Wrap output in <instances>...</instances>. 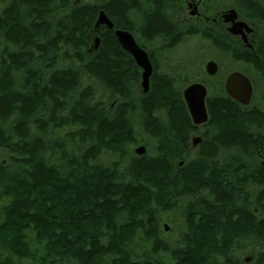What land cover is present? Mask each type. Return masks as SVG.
Returning <instances> with one entry per match:
<instances>
[{
	"label": "trees",
	"instance_id": "1",
	"mask_svg": "<svg viewBox=\"0 0 264 264\" xmlns=\"http://www.w3.org/2000/svg\"><path fill=\"white\" fill-rule=\"evenodd\" d=\"M230 3L251 48L164 0H0V264H264V0ZM100 11L154 50L147 93L113 33L93 48ZM206 77L195 126L182 92Z\"/></svg>",
	"mask_w": 264,
	"mask_h": 264
},
{
	"label": "water",
	"instance_id": "2",
	"mask_svg": "<svg viewBox=\"0 0 264 264\" xmlns=\"http://www.w3.org/2000/svg\"><path fill=\"white\" fill-rule=\"evenodd\" d=\"M236 18L237 15L234 10H230L222 15L223 22L231 24L228 32L231 35H240L243 42H246V37L242 29L246 33H249L251 30L242 22H236ZM102 26L106 27L108 31H114V25L108 20L104 12L100 11L94 24V30ZM114 36L121 50L127 53L133 59L135 65L141 70L140 88L143 94L147 93L149 79L152 74V65L147 53L136 45L133 37L129 33L115 30ZM98 43L99 39L95 38L94 49L98 47ZM217 70V64L213 61H208L204 65V72L207 76H214ZM224 90L229 98L240 105L247 106L250 103L253 92L252 85L250 80L242 73L233 72L229 74L224 81ZM182 97L193 125L201 126L205 124L208 119L205 105L207 97L206 88L200 83L191 84L183 90ZM198 143L199 138H195L192 144L195 146ZM134 152L136 155L141 156L145 153V148L138 146ZM165 231H167V228H165Z\"/></svg>",
	"mask_w": 264,
	"mask_h": 264
},
{
	"label": "rangeland",
	"instance_id": "3",
	"mask_svg": "<svg viewBox=\"0 0 264 264\" xmlns=\"http://www.w3.org/2000/svg\"><path fill=\"white\" fill-rule=\"evenodd\" d=\"M86 1H92L98 3L100 0H73V2L77 4ZM194 1L195 3L198 4V9H197L198 18L197 17L191 18L189 16V13L192 11V9H188L187 7L189 0H165L164 2L168 5V7L170 8L171 12L174 14L176 19H178L180 22H186V23L202 22L208 25L212 24V26L213 25L219 26V24H213L212 21H216V23H221L219 19L220 15L223 14L225 11L231 9V7H234L230 3V0H194ZM96 36H98V32L95 34L94 38ZM202 69H204V65L202 66ZM202 81L205 82H201L200 84H202L205 87L208 78L206 77ZM136 148H134V150ZM0 161L4 165H8V160L5 157V155L2 153H0Z\"/></svg>",
	"mask_w": 264,
	"mask_h": 264
},
{
	"label": "flooded vegetation",
	"instance_id": "4",
	"mask_svg": "<svg viewBox=\"0 0 264 264\" xmlns=\"http://www.w3.org/2000/svg\"><path fill=\"white\" fill-rule=\"evenodd\" d=\"M164 1H165V0H164ZM165 4H166V3H165ZM166 5H167V4H166ZM232 5L235 7L234 4H232ZM167 6H168V5H167ZM187 7H188V9H192V11L189 13V16H190L191 18H193V17H197V18H198V16H197L198 4L195 3L194 0H189ZM234 7H231V9H229L228 11H230V10H234V11L236 12L237 18L235 19V21H236V22H242L243 24L246 25V27H247L248 29L251 30L249 33H246L245 30L242 29V32L244 33V35H245V37H246V42H243V39H242V37H241L240 35H231V34L228 32V29H229V27L231 26V24H229V23H224V22H223V19H222V15L225 14L226 12H228V11H225L223 14L220 15V18H219V19H220L221 23H216V21H212L213 24H219V26H215V25L212 26V24H211L210 26H212V27H214L215 29L219 30L221 33H223V34H225V35H228L229 37H231V38H233V39L239 41L240 43L244 44V46H247L248 48H251V44L253 43V41L256 40V39H258V36L256 35V34L258 33V31H257V26L253 23L252 19L240 16L239 13H238V11H237V9H236V7H235V8H234ZM97 16H98V15H97ZM173 16H174V14H173ZM106 17H107V16H106ZM174 18L176 19L175 16H174ZM176 20L179 21L178 19H176ZM109 21H110V20H109ZM110 22H111V21H110ZM179 22H180V21H179ZM111 23H112V22H111ZM181 23H184V24H186V25H196V26H200V25H208V24H204V23H202V22H193V23H191V22H189V23L181 22ZM112 24H113V23H112ZM113 25H114V24H113ZM208 26H209V25H208ZM115 30H121V31H125V32L129 33V34L133 37L134 42L136 43V45H137L139 48L143 49L146 53H149L150 51H154L153 49H151L150 46L146 47L145 49L142 48L141 46H139V45L137 44V42H136L135 34L130 33L129 31H126V30H124V29L122 30V29H120V28H116V26L114 25V31H115ZM95 31H97L98 34H100L101 31H108V30H107L106 27H103V26H102V27H99L98 29H96ZM114 31H109V32L113 33V35H114ZM95 38H98V39H99L98 36H96ZM95 38H94V40H95ZM114 38H115V36H114ZM115 39H116V38H115ZM259 39H261V38L259 37ZM94 40H93V41H94ZM99 41H100V39H99ZM116 41H117V40H116ZM98 44H99V43H98ZM93 48H94V45H93ZM147 55H148V54H147ZM132 60H133V59H132ZM134 64H135V63H134ZM135 66H136V65H135ZM136 67H137V66H136ZM137 68H138V67H137ZM138 69H139V68H138Z\"/></svg>",
	"mask_w": 264,
	"mask_h": 264
}]
</instances>
